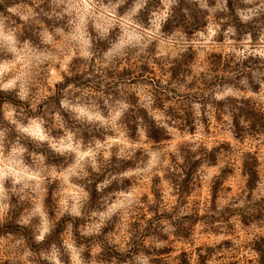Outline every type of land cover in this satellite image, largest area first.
Listing matches in <instances>:
<instances>
[{
    "label": "clouds",
    "instance_id": "1",
    "mask_svg": "<svg viewBox=\"0 0 264 264\" xmlns=\"http://www.w3.org/2000/svg\"><path fill=\"white\" fill-rule=\"evenodd\" d=\"M177 9L187 24L177 21ZM197 20L198 27L188 26ZM29 21L38 29L30 27ZM99 44L105 47L98 49L97 54L93 49ZM214 52L222 53L225 63L230 62L234 69L227 82L213 81L217 77L212 71ZM177 59L191 71L184 83L173 80L172 92L164 86L173 73H162L160 69L176 67ZM130 61L157 69L159 85L155 80L133 83L131 90L135 95L131 98L123 94L120 98L105 96L87 88L71 100L58 96L57 85L62 86L64 93L80 91L74 87L75 77L83 81L85 74L98 73L106 79V70L115 69L122 78L135 80L134 75L122 76L124 68L131 66ZM78 63L80 69L74 67ZM261 69L264 0H231V7L229 0H0V94L5 97L0 102V264H34L33 245L42 244L50 235L51 221L45 206L50 190L60 214L81 217V208L92 194L85 191L80 181L93 174L95 182L89 183L94 184L96 192H102L118 178L129 183L109 193L114 199L110 203L105 200L103 211L91 212V217L97 219L81 234L99 235L106 227L105 221L119 213L124 221L122 234L126 245L131 236L129 225L137 210L157 203L151 191L147 201L143 200L145 189L153 187V181L158 179L171 197L167 211L172 212L178 195L171 174L180 173L182 180L186 178L182 166L186 165L187 155H181L182 150L187 148L195 154L193 160L201 159L202 147L209 154L213 148H221L220 143L210 139L216 135L228 138L231 150L225 154L233 161L238 159L240 167L233 178L234 191L217 201L214 212L210 201H206L201 213L218 217L215 231L201 220L194 239L199 240L201 234L212 236L211 247L215 251L209 254L205 248L203 254L214 259H207L205 264H231L232 257L245 264L249 259L254 264H264V217L254 216L251 211L256 204L264 203V176L252 181L251 174H245L243 168L244 144L254 150L264 149V123L247 115L248 111L264 106ZM157 90L163 99L172 97L164 99L163 107L155 106L153 93ZM52 96H58L59 109L51 119L59 135H53V128L46 127L48 121L44 116L35 114L40 101ZM25 103L33 115H25ZM221 105L223 117L216 120ZM134 106L144 109L145 116H138L140 124L130 127L123 118ZM182 106L192 114L191 125L169 112L176 109L183 114ZM60 110L72 121L94 126L96 134L86 140L79 129L73 131L66 126V117ZM146 118L152 123L145 124ZM153 129L165 136L157 141L151 135ZM32 145L37 149L46 146L52 158L33 150ZM261 158L264 163V152ZM113 164L120 169L117 175H111ZM225 166L226 162L214 165L207 158L199 165L197 175L209 190V197L213 182ZM105 172L108 175L100 179ZM24 201L30 207L22 209L20 218L8 224L27 228L36 219L37 231L31 244L19 231L6 230L4 223L9 212ZM227 209L234 213L230 217L234 228L222 217ZM190 214L181 209L180 215ZM245 214L249 217L247 222ZM153 215L149 213L148 219ZM162 222L168 224L167 220ZM165 233L176 239V229L166 228ZM153 239L149 238V244ZM167 246L168 241L156 242L157 249ZM121 251H127L125 246ZM85 252L84 244L77 246L75 240L65 239L59 247L52 243L50 251L40 252L39 258L46 264H97L95 255L101 252L100 246H95L90 259H85ZM155 254L147 256L140 252L135 258L148 264L156 258ZM124 264H128L127 259ZM195 264H202L199 253Z\"/></svg>",
    "mask_w": 264,
    "mask_h": 264
},
{
    "label": "rangeland",
    "instance_id": "2",
    "mask_svg": "<svg viewBox=\"0 0 264 264\" xmlns=\"http://www.w3.org/2000/svg\"><path fill=\"white\" fill-rule=\"evenodd\" d=\"M229 6L231 7V0H229ZM177 11V21L179 23H185V18L183 15L179 14V9ZM195 15V14H194ZM29 26L32 28H37L33 21H29ZM192 29H195L199 26V20L195 23L188 25ZM105 47L104 44H99L94 47L93 51L99 54L98 49ZM212 61L214 62V68L212 71L217 73V77L213 78L214 82H227L230 80L229 73L234 71L231 66V63H225V58L222 53L217 54L213 53L211 56ZM195 62V58H193ZM174 63L177 65L174 68L165 69L161 66V72L171 71L173 73L172 79L169 80V84L164 87L169 91L175 92V89L170 87L173 80L178 84L184 83V78L186 75L190 74V69L185 68L184 65L180 64L179 59L175 60ZM130 67H125L122 73V76H135V80L124 79L116 72L115 69L106 70L107 78L105 79L98 73H93L92 75L85 74V79L82 81L79 76L75 77L76 84L74 87L80 89V91L73 92L69 90L67 93H64L61 89L62 86L57 85V93L59 97L66 96L69 100L73 99L74 96H79L82 91L86 88L90 89L93 92H103L105 96L112 94L114 98H120L123 94L126 98H131L135 95V92L131 90V85L133 83H145L155 80L156 85H159L160 81L158 79L157 69L151 68L147 65H136L129 62ZM76 69H80L81 65L78 63L74 66ZM182 69L184 71H182ZM264 71V69H261ZM264 79V77H261ZM103 85V87H101ZM192 85H189L191 87ZM208 84H205L207 87ZM61 89V90H60ZM156 97V105L163 107L164 99H172V97L165 96L164 99L161 97L162 93L157 90L153 93ZM199 95V92H197ZM58 96H52L45 100L40 101L38 105V111L35 114L42 115L48 121L46 127H52L53 135H59V130L54 126V121L51 119L53 113L59 109ZM98 100L99 103H103L102 99L94 97ZM5 97L0 94V102H2ZM8 99H12L8 97ZM88 97H85L87 101ZM14 103H19L18 101H13ZM26 109L25 115H33L30 109L27 107V103L24 104ZM183 107V114L176 109H170L169 112L174 116V118L187 121L188 125L192 124V114L188 111L186 106ZM232 110L231 106L228 109ZM19 111V107H17ZM61 111V115L66 117L67 127H70L73 131L76 129L80 130L81 134H85V139L87 140L92 135L96 134V129L94 126L87 124L77 123L67 118L66 114ZM243 111V110H242ZM259 112L264 113V106H261L256 111H248L247 115L253 120L257 121L258 118H261ZM47 113V115H45ZM145 114L144 109L139 106L130 107L125 113L123 118L124 123L134 127L131 124L136 123L140 124V121L137 120L138 116ZM223 111L222 105L218 107L216 113V120H222ZM212 131V124H209V132ZM102 135V130L100 132ZM210 139H215L220 143L221 148H213L212 153L209 154L207 150L202 147L200 149L199 155L201 159L193 160L195 154L191 153L184 148L181 152V155H184V152L187 155L186 165L182 166L186 172V178L181 179L180 173L171 174V180L174 190L178 195V200L176 206L173 208L172 212H168V205L171 203V197L167 193V189L159 184V180L156 179L153 181V187L145 189V195L143 200L146 202L148 199V192L151 191L155 194L157 203L153 205H148L145 208L137 210V215L131 219L128 231L131 233V236L128 239L126 245H124L122 227L124 221L120 219L119 213L114 215L111 219L105 221L106 227H103L100 230L99 235L85 236L82 235V231L86 230L89 224L94 222L97 218L91 217L92 211H103L106 207L105 200L107 199L110 203L114 197H109V193L113 190L118 189L119 187L127 185L129 182L127 180L116 179L112 180L111 184L105 188L102 192H96L94 184L89 183V181L95 182V174L92 177L87 178L80 183L84 184L85 191L90 192L91 198L88 201H85L83 207L81 208L82 216L81 217H72L67 213L60 214V209L57 206V202L52 198L51 190L48 194V198L45 200V206L49 214V219L51 221V230L50 235L45 239V241L40 245H33V250L36 252V256L33 258L34 264H46L45 261L40 260V252L50 251V246L52 243H56L59 247L61 242L65 239H73L76 242V245L79 246L84 244L86 247V252L83 254L85 259H90L91 254L96 245H99L101 252L95 255V260L97 264H124L125 259H127L128 264H141L139 260L135 257L143 252L144 255L151 256L153 252H156V258L154 260L150 259L148 264H195V257L199 253L200 261L202 264H205L207 259H214L210 255L209 258L204 256V249L207 248L209 254L214 253V249L211 247L212 236L211 234L206 237L201 234L199 240L194 239L197 235V227L201 220H205L208 223V226L212 228V231H215V223L218 219L215 215H202V211L205 207L206 201H210L212 212L215 211L217 201L223 196L230 194L234 191L233 178L237 175V170L240 167V161L233 159L226 155L225 153L231 150V142L227 137L216 135L214 137L210 136ZM23 142V141H22ZM33 150L43 152L45 155L51 157L47 147L35 148L34 145L31 146ZM245 156L243 163H249L254 166L257 171V177L264 176V163L261 162V152H264V149L254 150L249 148L247 144H244ZM234 156L235 153H232ZM210 159L214 165L226 162V166L222 170V174L213 182L211 186V195H208V189L205 187L204 182L199 179L197 175L198 167L201 164L203 159ZM190 165V167L188 166ZM127 166V165H126ZM111 175H117L119 168L115 164L110 166ZM108 175L107 172L102 173L100 179H103V176ZM195 177V178H194ZM256 177V178H257ZM253 186V185H252ZM55 188V185L52 186ZM30 205L27 201H24L17 205V208L13 211H10L8 216L4 218V223L6 230L19 231L28 239V243H32V235L37 231L36 219L33 220L32 225L27 228H17L12 223L20 218L21 210L24 208H29ZM184 208L188 210L190 215H180L181 209ZM252 215L264 217V203H258L252 208ZM149 213H154L151 219H148ZM234 215L231 209H227L222 217L225 221L229 222V227L234 228V224L230 221V217ZM176 217V218H175ZM258 218V217H257ZM249 219L248 215L245 214V221ZM167 220L168 224L163 223L162 221ZM146 222V223H145ZM71 224V228H69ZM176 229V239H172L170 236L166 235V228ZM233 235L242 236L239 232H233ZM149 238H154L152 243L149 244ZM160 239L168 241V246L162 249L156 248V242ZM225 243H229L225 241ZM127 249V251H121V248ZM259 248V245H257ZM63 251V250H62ZM227 255L224 256V260L227 261ZM264 259V258H262ZM216 264H221V261H216ZM231 264H245L243 260H237L236 257H232ZM247 264H254V261L249 259Z\"/></svg>",
    "mask_w": 264,
    "mask_h": 264
},
{
    "label": "trees",
    "instance_id": "3",
    "mask_svg": "<svg viewBox=\"0 0 264 264\" xmlns=\"http://www.w3.org/2000/svg\"><path fill=\"white\" fill-rule=\"evenodd\" d=\"M258 115H260L261 118H258L257 121H255V119H254V121L258 122V123H264V113L259 112ZM141 116H145V114H143ZM238 119H239V117L237 116V120ZM144 123L150 124V123H152V121L150 120V118H146ZM253 127H255V125H253ZM151 135L153 138L157 139V141H160L161 138H163L165 136V134L162 131H158L155 129L152 130ZM243 168H244L245 174L250 173L252 176V181H254L255 178L257 177L256 168L254 166L250 165L249 163H243ZM252 181L249 182V187H251L253 185Z\"/></svg>",
    "mask_w": 264,
    "mask_h": 264
}]
</instances>
